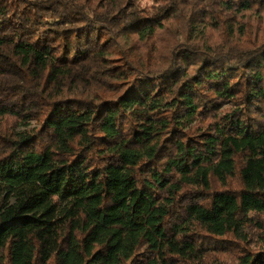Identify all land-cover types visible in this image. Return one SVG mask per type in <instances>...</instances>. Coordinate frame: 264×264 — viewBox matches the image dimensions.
Segmentation results:
<instances>
[{"label": "trees", "instance_id": "1", "mask_svg": "<svg viewBox=\"0 0 264 264\" xmlns=\"http://www.w3.org/2000/svg\"><path fill=\"white\" fill-rule=\"evenodd\" d=\"M0 264H264V0H0Z\"/></svg>", "mask_w": 264, "mask_h": 264}]
</instances>
